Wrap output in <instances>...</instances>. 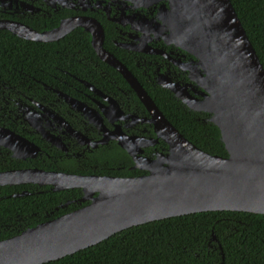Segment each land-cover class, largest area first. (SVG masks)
<instances>
[{
	"label": "water",
	"instance_id": "obj_1",
	"mask_svg": "<svg viewBox=\"0 0 264 264\" xmlns=\"http://www.w3.org/2000/svg\"><path fill=\"white\" fill-rule=\"evenodd\" d=\"M165 1L167 6H162L160 21L152 31L155 39L160 37L188 54V62L181 67L189 81L181 84L166 77L158 84L189 110L209 115L219 129L227 157L211 155L183 137L127 67L104 49L98 23L68 20L53 31L40 33L23 24L0 22V30L34 42L58 41L75 28H83L92 35L97 56L123 76L146 106L155 133L149 141L119 139L133 159V168L146 172L140 176H80L39 170L0 173V178H18L0 181V186L30 183L49 186L52 192L81 189V202L90 201L0 241V264L49 263L131 227L173 217L215 211L264 215V68L231 0ZM94 25L98 27L94 29ZM135 28L142 31L141 26ZM142 38L143 47L148 48L150 40L144 34ZM10 137L0 129V144L8 142L10 145H3L14 149ZM18 140L29 147L27 140ZM160 140L167 145L166 152H158L155 158L143 155L148 142L153 145ZM24 195L28 192L18 196ZM212 240L217 241L214 236ZM218 248L222 253L220 244Z\"/></svg>",
	"mask_w": 264,
	"mask_h": 264
},
{
	"label": "flooded vegetation",
	"instance_id": "obj_2",
	"mask_svg": "<svg viewBox=\"0 0 264 264\" xmlns=\"http://www.w3.org/2000/svg\"><path fill=\"white\" fill-rule=\"evenodd\" d=\"M162 6H167L165 0H0V22L23 24L40 33L53 31L68 20L98 23L103 29L104 49L112 55L106 45L121 51L126 64L132 69L114 56L139 83L141 76L154 86H160L159 81L166 77L184 84L189 80L181 65L188 62V54L166 44L159 36L155 39V32L152 31L154 23L160 21L159 11ZM135 25L141 26L142 31H138ZM97 27L93 26L94 29ZM71 34H77L84 42L88 40L92 47V35L83 28L77 27ZM143 34L150 40L148 48L143 47ZM61 39L40 43L55 46ZM66 44L70 50L64 58L79 63L85 61L88 68L84 75L97 77V80L94 84L59 68L55 73L42 72L43 76H49V82L31 73L18 75L14 79L17 83L0 80V129L9 137V132L13 134L10 138L15 149L3 145H8V142L0 144L1 174L39 170L80 176H111L101 172L123 169L120 164L109 166L108 152L115 146L131 159L129 170L136 171L138 169L133 168V159L119 145V139L128 137L149 141L155 138L154 124L148 109L123 76L116 70L127 87L120 85L117 76L103 70L101 64H108L97 56L94 49L98 59H95L92 66V59L76 49L82 45L81 40ZM139 49H157L162 53L149 54ZM18 138L27 140L29 147H24ZM148 143L143 153L146 157L155 158L158 152L167 151V145L161 140L153 145ZM99 158H102V162ZM46 187L50 191L49 186L30 183L2 185L0 200L40 194L47 192ZM78 190L81 193L78 205H88L90 201L81 202L83 192ZM24 192H28V195L18 196ZM60 205L67 208L69 202ZM60 207L57 205L55 211H59ZM49 218L47 220H51ZM7 223L0 220V227L7 226Z\"/></svg>",
	"mask_w": 264,
	"mask_h": 264
},
{
	"label": "trees",
	"instance_id": "obj_3",
	"mask_svg": "<svg viewBox=\"0 0 264 264\" xmlns=\"http://www.w3.org/2000/svg\"><path fill=\"white\" fill-rule=\"evenodd\" d=\"M243 28L264 68V0H231ZM81 40L76 49L83 55L98 59L88 40L77 34H68L58 45H46L13 36L0 31V80L17 83L18 75L31 73L49 82V76L42 72L55 73L57 68L69 71L77 77L94 83L97 77L87 74L86 62L79 63L65 59L70 50L68 42ZM55 42V41H53ZM106 48L125 64L121 51L109 45ZM60 52V53H58ZM107 71L120 79V85L127 87L121 75L108 65L101 64ZM130 69L131 66L126 64ZM10 75L9 77L6 75ZM45 77V78H44ZM140 83L166 119L193 145L211 154L227 157V151L220 139L219 129L210 122L209 115L189 110L170 91L154 86L140 76ZM164 148L166 145L163 144ZM109 166L123 169L101 174L116 177H134L145 174L132 171L131 159L120 148H111ZM114 155V156H113ZM102 162V158H99ZM106 161V160H103ZM114 163V164H113ZM9 190V188H5ZM32 196L5 198L0 200V220L7 226L0 227V241L15 236L23 230L34 227L47 218L79 209L77 200L80 190L69 189L49 191ZM69 202L67 208L64 206ZM59 206V211L55 207ZM53 214H50L52 213ZM48 216V217H47ZM10 218V219H8ZM26 218L24 221L19 220ZM13 219V220H12ZM213 236L217 241H213ZM219 244L222 253L219 250ZM264 264V215L215 211L201 212L134 226L110 238L45 264Z\"/></svg>",
	"mask_w": 264,
	"mask_h": 264
},
{
	"label": "bare ground",
	"instance_id": "obj_4",
	"mask_svg": "<svg viewBox=\"0 0 264 264\" xmlns=\"http://www.w3.org/2000/svg\"><path fill=\"white\" fill-rule=\"evenodd\" d=\"M35 178H38V177H35ZM18 178H11V177H9V176H5L4 178H0V181H12V180H17ZM75 183H78V184H80L81 182H79V181H75Z\"/></svg>",
	"mask_w": 264,
	"mask_h": 264
}]
</instances>
